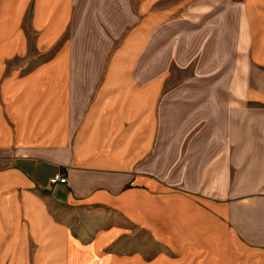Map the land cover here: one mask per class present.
I'll use <instances>...</instances> for the list:
<instances>
[{
  "label": "crops",
  "instance_id": "1",
  "mask_svg": "<svg viewBox=\"0 0 264 264\" xmlns=\"http://www.w3.org/2000/svg\"><path fill=\"white\" fill-rule=\"evenodd\" d=\"M130 2L89 11L80 0H0V264L35 247L47 257L36 264H98L113 231L82 245L59 220L75 211H128L147 224L124 201L166 190L156 167L168 157L169 135L158 146L169 73L150 46L179 12V65L189 63L196 42L213 38L204 28L221 3L242 86L212 89L223 96L208 99L206 127L179 131V237L197 264H264V0H239L235 16L232 0H134V11ZM110 12L113 31L121 13L132 19L117 46L78 53L80 14L101 29ZM57 173L67 182L50 183Z\"/></svg>",
  "mask_w": 264,
  "mask_h": 264
},
{
  "label": "rangeland",
  "instance_id": "2",
  "mask_svg": "<svg viewBox=\"0 0 264 264\" xmlns=\"http://www.w3.org/2000/svg\"><path fill=\"white\" fill-rule=\"evenodd\" d=\"M130 1H132L131 6L134 5V0ZM80 2L84 4L86 2L89 11H95L100 5L111 7V0H80ZM217 6L214 12L210 11V15L213 14L216 17L215 25L213 28L212 26L204 28L206 39L211 36L213 38L196 42L198 43L195 48L197 53L184 66L179 65V12L163 30L155 34V41L152 47L150 46L151 53L163 57L169 73L160 106L161 138L164 139H159V149L157 148L160 150V147H164L163 142L169 135L168 146L161 150L164 155L168 148V157L159 160L156 167L157 176L161 174V178L166 183V190L162 194L154 193L150 198L136 196L128 197L124 201L136 207L138 211H145L149 218L147 224L131 220L128 211L109 208L92 209L86 212L75 211L65 223L63 218L59 219L72 236L86 246L95 240L98 233L113 231L110 239L100 249L98 255L100 264H197L199 261L197 255L192 250H188L184 240L179 237V131L186 130L187 136H190L206 127L208 99L210 97L218 99L223 96H213L212 89L242 86L240 72L243 64L239 59L243 56L237 53V46L234 47V42L238 44V40L227 38L229 32L225 31V25L222 23L225 5L221 3ZM234 6H239V0H232V16L238 13ZM131 8L134 11L135 5ZM123 9L121 8L122 12ZM79 10L85 11V7L79 6ZM79 17L81 23L87 19V30H77L73 33V46L78 53L105 55L111 53L132 25V19L130 20L124 13L118 17L120 22L118 26L121 29L114 31L110 23L115 15L111 12L104 15L101 29H98L100 25L97 23L99 19L96 15L80 14ZM113 22L116 23L115 20ZM122 25L127 26L124 31ZM201 26L205 25L201 24ZM230 43L231 46H229ZM233 98L236 97L233 96ZM184 144L186 145L187 142L185 141ZM154 196L160 198L162 196L161 199L166 205L165 210L157 205ZM3 241L0 240V246L3 245ZM40 252L41 250L35 247L32 253L11 255L7 261L8 264H36L37 257L42 262L47 259L45 255L38 254ZM65 257L59 256L57 260L63 262ZM81 262L82 259L79 260V263ZM228 264H233L230 259Z\"/></svg>",
  "mask_w": 264,
  "mask_h": 264
},
{
  "label": "built area",
  "instance_id": "3",
  "mask_svg": "<svg viewBox=\"0 0 264 264\" xmlns=\"http://www.w3.org/2000/svg\"><path fill=\"white\" fill-rule=\"evenodd\" d=\"M51 183H65L67 182V177L61 174H56L50 179Z\"/></svg>",
  "mask_w": 264,
  "mask_h": 264
}]
</instances>
